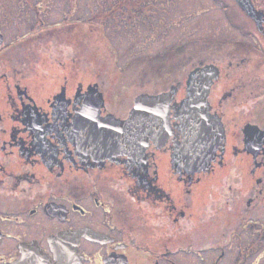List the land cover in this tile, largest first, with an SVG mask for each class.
Returning <instances> with one entry per match:
<instances>
[{
	"label": "flooded vegetation",
	"instance_id": "af4514ba",
	"mask_svg": "<svg viewBox=\"0 0 264 264\" xmlns=\"http://www.w3.org/2000/svg\"><path fill=\"white\" fill-rule=\"evenodd\" d=\"M57 1L0 0V264H264V0H230L239 34L215 26L180 47L176 73L154 88L140 67L84 87L83 39L72 40L83 16L71 24L70 0L56 26ZM109 1L95 16L117 30L151 16L154 0ZM206 78L224 141L199 170L182 148L184 115ZM171 92V132L153 139L140 98ZM138 113L134 151L83 135L93 119Z\"/></svg>",
	"mask_w": 264,
	"mask_h": 264
},
{
	"label": "rangeland",
	"instance_id": "374dc122",
	"mask_svg": "<svg viewBox=\"0 0 264 264\" xmlns=\"http://www.w3.org/2000/svg\"><path fill=\"white\" fill-rule=\"evenodd\" d=\"M70 0L57 1L58 8L51 13L50 19H56V26L64 23L69 17ZM152 2L150 16H141L134 22H127L115 30L107 27L104 30L83 24V30L75 29L72 40L79 46L83 39V86L93 82L90 74H120L125 75L132 69L140 67V72H147L152 80V88L160 87V82L167 75L176 73L175 64L184 52L180 47L189 42L212 38L215 26L222 27L224 34H239L229 25H240L241 13L238 12L230 0H166V21L160 20V0ZM224 4L234 7V16H228L223 8ZM102 9L108 12L113 9L109 0H76L73 2L71 24L79 25L80 16L83 21L91 14ZM90 15V16H89ZM35 17H30L33 19ZM232 21V22H231ZM95 26V25H94ZM217 28V30H218ZM92 29V30H91ZM82 37V38H81ZM79 54L81 48H77ZM177 59V60H176ZM174 75V74H173Z\"/></svg>",
	"mask_w": 264,
	"mask_h": 264
},
{
	"label": "water",
	"instance_id": "95a60500",
	"mask_svg": "<svg viewBox=\"0 0 264 264\" xmlns=\"http://www.w3.org/2000/svg\"><path fill=\"white\" fill-rule=\"evenodd\" d=\"M203 72L210 75L216 73V70L212 71L210 68H206ZM208 81V78L203 79L200 81V87L192 88L193 91L189 94L190 103L186 105L187 111L184 115L185 129L182 148L185 158L190 164H197L196 167L199 170L209 166L218 147L224 141L222 121L211 115L208 108L206 98L209 88ZM172 99V92L166 95L157 94L140 98L139 105H142L140 110L144 108L143 104H145L149 112V120L148 118L146 120L151 123L146 129L150 131L151 138H160L165 132L168 134L171 132L170 103ZM142 116V113L136 114L131 119L133 124L130 123V120V122L97 120L100 125L96 126V121L93 119L82 129L83 135L95 140L101 147L106 148L109 145H114L126 150L132 147V151H134L135 145L137 146V142L143 137L144 127L140 126V122L143 121ZM124 132L126 133L124 134ZM79 233L77 232L78 235Z\"/></svg>",
	"mask_w": 264,
	"mask_h": 264
},
{
	"label": "trees",
	"instance_id": "16d2710c",
	"mask_svg": "<svg viewBox=\"0 0 264 264\" xmlns=\"http://www.w3.org/2000/svg\"><path fill=\"white\" fill-rule=\"evenodd\" d=\"M95 15H96V13H94L93 15L91 14V16L89 15L90 18H88L87 20L83 21V24H91L90 22L92 20H94L93 27H95L97 29L104 30L108 26H110L111 22L108 23V20L112 21V19H113L112 16H110V15H107V16H95ZM152 16H154V15L151 14L150 19L152 18Z\"/></svg>",
	"mask_w": 264,
	"mask_h": 264
}]
</instances>
